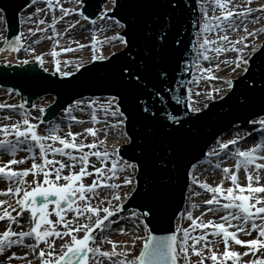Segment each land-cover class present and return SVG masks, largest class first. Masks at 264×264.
Segmentation results:
<instances>
[{"label": "snow or ice", "instance_id": "6c2138e0", "mask_svg": "<svg viewBox=\"0 0 264 264\" xmlns=\"http://www.w3.org/2000/svg\"><path fill=\"white\" fill-rule=\"evenodd\" d=\"M43 2L45 8L37 7L35 14L45 9L53 13L59 9L61 14L53 15L47 26L53 43L50 56L60 77L74 75L64 70L69 61L61 67L60 53L90 48V60L74 64L77 72L86 63L116 64L102 85L106 96L76 99L62 109L70 122L64 135L58 126L47 134L38 133L45 106L30 103L40 113L38 119L26 110L28 101L0 103V109L19 111L21 117L0 124V181L10 185L0 190V196L11 200L0 199V221L6 223L0 230V264L13 260L24 264H264V24L260 23L264 3L254 7L253 0H194L195 6L190 0H73L69 9L61 0ZM26 8L27 4L21 11ZM196 12L199 18L193 19ZM73 14L78 19L58 32L57 24ZM81 20L88 25L101 21L116 31L100 39L97 33L103 29H93L88 45L77 41L72 42L75 48L60 46L59 37ZM0 21L7 25L3 7ZM35 23V29H28L31 36L45 31L39 27L45 20ZM248 24L253 25L251 30ZM192 27L195 56L189 62L183 37ZM24 40L23 33L15 34L11 41L5 39V45L14 52L34 53ZM117 42L118 50L105 55L102 46L116 47ZM42 57L43 53L35 54L31 62L48 72ZM189 63L193 77L186 80L176 69L186 72ZM201 82L206 90L194 92L191 86L198 89ZM257 104L258 111H251L253 118L246 123L258 125L253 131L260 134V142L241 149L238 143L251 132H237L227 140L216 137L214 147L207 152L201 149L203 159L197 163L192 162L196 157L187 156L188 147L200 137L199 122L213 107L224 112ZM4 119L10 121L11 116ZM71 123L91 126L74 132ZM234 127L239 128V123ZM110 129L118 132L119 142L107 143ZM21 151L26 155L17 158ZM124 154H129L127 159ZM4 155L9 158L3 159ZM221 157L234 164L221 167ZM29 162L30 167H19ZM204 164L220 170L219 183L213 186L201 178ZM241 169L243 184L238 178ZM177 188L188 193L183 207L175 201ZM200 190L208 198L197 203ZM127 202H134L135 209L125 214ZM202 206L200 214L194 215ZM206 215L214 218L205 219ZM20 219L27 220V230L22 226L14 230ZM118 221L131 223L130 240L108 237ZM119 232L128 235L122 226ZM253 233L252 238H241ZM27 238L32 242L25 243ZM103 244L110 247L104 249ZM16 246L27 251L17 255L12 250Z\"/></svg>", "mask_w": 264, "mask_h": 264}, {"label": "water", "instance_id": "95a60500", "mask_svg": "<svg viewBox=\"0 0 264 264\" xmlns=\"http://www.w3.org/2000/svg\"><path fill=\"white\" fill-rule=\"evenodd\" d=\"M190 3L195 6L194 0H190ZM25 4L28 5V8L23 11L33 6L31 0H0V7L6 9L7 15L5 39L11 41L13 35L21 33L19 28L20 18H18V14L22 12L21 8H23ZM197 18L198 12L193 13V19ZM99 23L100 21H97V24ZM91 27L94 28L95 25H91ZM195 32V27H192L189 30V34L183 37L189 62L192 61L194 56ZM3 47L9 49L5 45V41ZM28 60L30 63L24 66H21L23 64H18L17 61L1 62L0 85L16 89L21 95H24L25 100L28 102L40 98L54 97L55 100L50 104L51 107H48V105L45 106L46 112L42 117L45 121L51 120L60 115L63 112L62 109L73 100L78 98L85 99V97L101 98L106 96L108 93L103 89L102 85L109 79L116 64V61H112L111 63L107 61L92 62L91 64L85 65V67L81 68L78 72H75L73 76L59 78V74L56 72L55 68L49 69V73H47L44 72L38 64L31 62L32 59ZM172 67L176 68L175 62H173ZM187 67L189 70L186 72H181L179 68L176 70L181 78L190 80L192 69L191 63H189ZM64 70L74 72L76 69L75 67H72ZM175 94H180L179 88H177ZM153 99L155 98L153 97ZM225 107L228 108L227 105ZM258 108V104L243 109H237L233 106L227 111L221 112L218 106L213 107L208 115L199 122L198 126L201 129L200 137L188 147L187 156L189 158L196 157V159L192 160L193 163H197V160H202L201 149L207 152L208 148L215 142L216 137L222 139L227 136L228 133L231 132L233 126L237 123L240 125L239 129L248 126L249 124H247L246 121L253 118L249 113L251 111H258ZM128 155L129 154H124V158L127 159ZM202 166L205 168L208 167L207 164ZM185 191L187 192V190H182L180 188L176 189L175 201L180 207H183V203L185 202ZM131 209H135V203L127 202L125 211ZM154 234L160 235L164 233L156 232Z\"/></svg>", "mask_w": 264, "mask_h": 264}, {"label": "rangeland", "instance_id": "374dc122", "mask_svg": "<svg viewBox=\"0 0 264 264\" xmlns=\"http://www.w3.org/2000/svg\"><path fill=\"white\" fill-rule=\"evenodd\" d=\"M237 2H239V0H237ZM61 3L63 4V6L68 7L69 9H71L74 6L73 4L70 3V0H61ZM260 3H264V0H253V5L252 6L255 7L258 4H260ZM37 7L42 8V9L45 8V4H44L43 0H37V3L35 5H33V7H30L25 12L22 11L21 13H19V18L21 17L20 15H22V14H26L27 15V16H25V18H22V19L20 18V21H23V23H20V30H21V33H23V35L25 37L26 33H29L28 29L29 28L35 29L37 27V24L35 22L40 20V19H43V20H45V24L44 25H39V27L44 28L45 31L41 32V33H37L35 36H31L29 34V36L25 37V40H24L25 45L26 46H30L31 48H33L34 49V53H29V52L24 51L22 49L19 52H14L13 51V56L16 57L18 60H24V59H33V55L43 53V57L42 58L45 59V67H47L48 69H50V68L53 69V68H55V66H54V64L52 62V58L50 56L51 49L53 48V43L49 39V37L51 36V32L48 30L47 26H48L49 22L51 21L49 19L50 17L52 18L53 15L59 17L61 14L59 12V9H56L54 13L53 12H48L45 9L44 12H42L40 14H35V9ZM209 14H211V11L209 12ZM257 15H259V13H257ZM29 16L32 17L31 20L28 19ZM198 18H199V12H198ZM76 19H78V17L75 16L74 14L71 15V16L65 17L63 19V21H60L57 24V26H56L57 27V31L58 32H63L65 27L67 26V24L74 23ZM263 22H264V20L260 21L261 24H263ZM100 23H101V25H98V26L95 27V29H103V31H98V33H97L98 34V38L103 39L104 36H112L114 34V32L116 31V29H114V28L113 29H109L108 26L104 22L100 21ZM247 26H248V28L250 30L253 27L252 24H248ZM258 26L259 25H256V27H258ZM78 27H80V29L85 27V29L83 31L80 30L81 32H79ZM92 31L93 30H91V28L88 27V25H84L83 24V20H81L80 21V25H77L75 29L70 30L69 33L66 36L59 37V45L60 46H65V47H69L70 46V47L75 48L73 46L74 44L72 42H77V41L79 43H81V44L88 45L89 42H86V41L87 40L90 41V36L92 34ZM211 35L214 36V34H211ZM229 35H230V37L235 38L232 33H229ZM4 36H5V23L3 21H0V48H2ZM263 38L264 37H262V39ZM34 41H35V43H34ZM102 47H103V50H104V54L107 55L109 50H111V51H116L117 50L116 47H118V42H117V46L116 47H114L112 44H106V45H103ZM57 49L59 50V47H57ZM2 55H4V54H2V51H0V58L2 57ZM90 55H91L90 48L86 47V48H84L82 50H77V51H74V52H71V53H60V55L58 56V59H60L61 62H62L61 63V67L62 68H63V62L65 60L69 61V64H68L67 68H70L72 66L74 67V64L77 62V60H79V61H89L90 60ZM194 56H195V51H194ZM230 56H231V54H229V57ZM3 57H7V56H3ZM223 58H224V56L222 54L221 59H223ZM202 63H203V66H205V67L208 66L207 62H202ZM85 65H87V63ZM192 67H193V65H192ZM191 74H192V77H193L192 70H191ZM192 86H195V85H192ZM217 86H220V85H217ZM206 87L207 86L203 82H201L198 89L205 91ZM9 88H11V87L1 86L0 85V103H3V104H19L22 101H26L24 95L17 94L18 91L16 89L12 88L13 92L12 93H8V89ZM195 88H197V87H195ZM11 95L14 96V97L18 96V99L6 98V97H9ZM94 98H98V97H85V100L94 99ZM45 99L46 100L50 99L51 101L49 102V100H47L48 102H46ZM78 99H80V98H78ZM53 100L54 99L53 98L51 99L50 97L49 98H40L38 100H34V101L29 102L28 104L25 105V108H26V110H28V112L30 113L31 117H35V118L39 119V118H41L40 117V113L36 109H31L30 108V103L34 102L38 106H47V105L51 104ZM45 112H46V110H45ZM73 114L76 115L79 119H87V117L82 116L79 112H74ZM8 115L11 116V120L10 121L4 119V117L8 116ZM20 118L21 117L19 115V111H16L15 113H13L12 110H9V109H0V124L16 122ZM57 118H55L54 120L44 121L42 124H40L38 129H37L38 133L39 134H47L49 128H51L53 126H58L59 134L64 135L68 131L70 122L67 121V120L65 122H63L62 120H56ZM32 122L36 123L37 120L33 119ZM90 126H91L90 123H85L83 125L71 123V130L74 131V132L82 131L83 128L90 127ZM253 127L257 128V126H253L252 125V126H250L248 128V130L246 132H251V135L259 134L258 132L253 131ZM243 132H244V130L243 131H239L240 134H242ZM236 134H237V132L232 133L230 135H232L233 138H234L236 136ZM103 136H104V134L101 133L100 134V138L104 139ZM248 137H250V136H248ZM112 138H113L112 140L107 139V143L108 144H110L111 142H113L115 140H118L119 139V135H116V136L114 135V137H112ZM90 140H91V138H88V140H86L85 142L86 143L90 142ZM224 140H227V138L224 139ZM247 144L248 143L242 144L240 147L247 148ZM213 145H215V143ZM212 147H214V146H212ZM25 155H26V153L21 151V152H19L17 154V157L18 156H22L23 157ZM3 157H5V156H3ZM57 158H59V157H57ZM222 158L223 157H221V159ZM7 159H8V157H7ZM214 161H215V159L213 158V162ZM25 165H27L26 167L30 166V162L29 163H25L24 165H20L19 167L23 168ZM231 165H233V162H230V163L226 162V163L221 164V167H224V166L231 167ZM209 171L214 172L215 175L212 178L208 179L207 182H209L210 184H212L214 186L215 183H219L220 182L221 172H220V170L213 169L212 167H210L208 170L205 171V169L201 166V176L203 174L209 173ZM261 176H262L261 181H264V173H261ZM238 178H239V181L242 184L246 182L245 181L244 172H243L242 169L238 173ZM29 179H31V177ZM90 182L91 181L89 179L85 183H90ZM227 186L225 185L224 187H227ZM103 195H104V191L101 192V196L102 197H103ZM185 196H187V192H185ZM197 198H199V197H197ZM197 198H195V199L197 200ZM201 198H204V199L208 198V194L205 195V196H201ZM51 207L52 206H50V208ZM125 213L127 214V212H125ZM199 214H200V212L194 211V215H199ZM69 215H71V214H69ZM207 217H209V216L206 215L204 218L208 219ZM50 218L53 219V220L55 219L54 215L51 216ZM2 223H3V221H0V230L3 229V227L1 226ZM21 226L23 227V230H27L29 228V224H28L26 219H20V226H16L15 229L17 231H19V230H21ZM185 226H187V224H185ZM127 233H128V235H127V239L126 240H129L130 239L129 236L131 234L129 232H127ZM241 238L242 239H248L249 237L243 236ZM27 242H32L31 238H27ZM59 244L60 243L56 242V246H59ZM139 246L140 245L137 244V246H136L134 251L139 250ZM12 264H14V263L12 262Z\"/></svg>", "mask_w": 264, "mask_h": 264}, {"label": "bare ground", "instance_id": "6f19581e", "mask_svg": "<svg viewBox=\"0 0 264 264\" xmlns=\"http://www.w3.org/2000/svg\"><path fill=\"white\" fill-rule=\"evenodd\" d=\"M70 3L71 4H73V0H70ZM25 12V11H24ZM21 17V19L22 18H25V16H27L26 14H22V15H20ZM50 20H51V17L49 18ZM47 22V21H46ZM51 23V21L49 22V24ZM263 24H264V22H263ZM78 30H79V32H81L82 30H83V28L82 29H80V27H78ZM81 30V31H80ZM26 36H29V33H26ZM25 36V37H26ZM86 42H89V40H87ZM85 42V43H86ZM74 44V45H73ZM72 45L74 46V47H76V44L75 43H73ZM117 48V50H118V47H116ZM52 50V49H51ZM116 50V51H117ZM57 51H59L58 49H57ZM2 54H4V55H2V57L0 58V63L1 62H12V61H19L16 57H14L13 56V51H11V50H7V49H5L4 51H2ZM108 55V54H107ZM3 56H7V57H3ZM54 67V66H53ZM73 67V66H72ZM72 67H70V68H72ZM51 69V68H50ZM196 86H192V88H193V91L195 92V91H197V90H199V91H201V92H203V90H200V89H197V88H195ZM13 95V94H12ZM9 96V97H6V98H10V99H12V98H14V99H18V96ZM47 98H49V97H47ZM51 98V97H50ZM52 99V98H51ZM194 99H198L199 101H200V103H203L204 101H203V99L202 98H197V97H194ZM46 100V99H45ZM47 100H49V102L51 101L50 99H47ZM46 100V102H48ZM8 101V100H7ZM250 126H252V125H248V126H245V129H248ZM256 126H258V125H256ZM97 127H99V125H97ZM242 127V126H241ZM243 131V129H239V128H236V127H234L233 126V128H232V132H237V131ZM114 135L116 136V135H119L118 134V132L116 131V130H113V129H110L109 130V132H108V135H107V139H109V140H112L113 138L112 137H114ZM253 137L254 138H256V139H258V140H261V136H260V134H253ZM103 138H105L104 136H103ZM230 139V138H233V136L232 135H229V136H226V137H224V138H222V139ZM120 139V138H119ZM119 139L118 140H115V141H113V142H111L110 144H114V143H117V142H119ZM248 138H245L243 141H240L239 143H238V147H240L242 144H245V143H247L248 142ZM257 142H260V141H257V140H255V141H253L252 143H250L247 147H250V146H252L254 143H257ZM212 146H215V145H212ZM241 149H244V148H242V147H240ZM5 157H3V159H7V155H4ZM22 156H18L17 158H21ZM9 158V157H8ZM221 161H222V163L221 164H223V163H226V162H228V163H230V162H233V164H234V161H231V160H224L223 158L221 159ZM27 165H25L23 168H25ZM232 166V165H231ZM28 167H30V166H28ZM213 169H215L214 167H212ZM215 175V173L214 172H209V173H206V174H203L202 176H201V178L202 179H206V180H208V179H210V178H212L213 176ZM30 177H28V179H29ZM85 182H87V180H85ZM261 183L263 184L264 183V181H261ZM225 185L227 186L228 185V183L226 182L225 183ZM224 185V186H225ZM8 186H10V185H8L6 182H2V181H0V190H3V189H5L6 187H8ZM201 191V196H205V195H207V193H204L202 190H200ZM188 194V193H187ZM201 196L199 197V198H197V200H196V202L197 203H199V201L200 200H202V199H204V198H201ZM0 199H5V200H9V202H11V200H10V198L8 197V196H0ZM203 210V206L199 209V210H194V211H197V212H200V211H202ZM207 218H214V217H207ZM1 226L4 228V227H6V223L5 222H3L2 224H1ZM124 227V229L127 231V232H129L131 235L129 236L130 237V239H131V236H132V231L130 230L131 229V223H129V221H123V222H117L115 225H113V228H112V231L110 232V233H107V235H108V237L110 238V239H112V240H114V241H117V242H120V241H124V240H126L127 239V236H125V235H122L120 232H119V228L120 227ZM16 228V226H14V230H16L15 229ZM96 235H97V237L99 238V233L97 232L96 233ZM255 236V233H253L252 234V236L251 237H249V238H252V237H254ZM241 237H243V236H241ZM248 237V236H247ZM129 239V240H130ZM56 242H58V243H61V241H59V240H57ZM25 243H31V242H27V239H26V241H25ZM41 246H43V245H41ZM101 247L102 248H104V249H108L110 246H108V245H106V244H103V245H101ZM13 251H16L17 252V255H22L23 254V252L24 251H27V249L26 248H23V247H20V246H16V247H14L13 249H12ZM222 250V249H221ZM240 250H242V249H240ZM56 251L57 252H59L60 251V248H59V246H56ZM135 252H137L138 253V250H136ZM14 264H24V262H23V260H13L12 261ZM33 264H36V262L34 261L33 262Z\"/></svg>", "mask_w": 264, "mask_h": 264}]
</instances>
